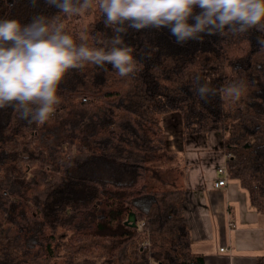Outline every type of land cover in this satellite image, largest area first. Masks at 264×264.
<instances>
[{
	"label": "trees",
	"instance_id": "trees-1",
	"mask_svg": "<svg viewBox=\"0 0 264 264\" xmlns=\"http://www.w3.org/2000/svg\"><path fill=\"white\" fill-rule=\"evenodd\" d=\"M58 13L45 0H0V19L22 25ZM104 19L97 12L85 30L89 47L113 37ZM201 35L180 44L167 27L129 29L121 36L141 63L134 76L111 64L72 70L44 124L0 109V264H205L171 147L211 134L229 178L264 215V33ZM209 77L217 89L244 82L247 92L206 102L197 87ZM174 160L179 171H165ZM132 213L134 228L125 224Z\"/></svg>",
	"mask_w": 264,
	"mask_h": 264
},
{
	"label": "clouds",
	"instance_id": "clouds-1",
	"mask_svg": "<svg viewBox=\"0 0 264 264\" xmlns=\"http://www.w3.org/2000/svg\"><path fill=\"white\" fill-rule=\"evenodd\" d=\"M35 6L37 0H31ZM59 9L54 17L34 16L22 25L0 19V109L14 108L28 123L44 124L61 102L60 85L72 70L86 65L105 68L111 64L120 77H132L141 63L134 48L125 45L121 34L167 27L177 43L202 40L201 34H246L251 29L264 33V0H45ZM98 7L113 37L96 40L89 47L87 34L74 39L65 30L61 16L79 17ZM199 9L197 13L196 10ZM194 20L195 23H189ZM264 47V37L258 38ZM223 93L239 101L247 92L244 82L217 89L211 78L199 83L197 93L204 101Z\"/></svg>",
	"mask_w": 264,
	"mask_h": 264
},
{
	"label": "crops",
	"instance_id": "crops-1",
	"mask_svg": "<svg viewBox=\"0 0 264 264\" xmlns=\"http://www.w3.org/2000/svg\"><path fill=\"white\" fill-rule=\"evenodd\" d=\"M171 148L179 153L181 170L186 172L184 212L194 252L205 264H257L264 256V215L250 206L237 181L228 178L225 187L215 188L221 177L216 172L226 161L220 139L211 134L187 139L184 148Z\"/></svg>",
	"mask_w": 264,
	"mask_h": 264
},
{
	"label": "rangeland",
	"instance_id": "rangeland-1",
	"mask_svg": "<svg viewBox=\"0 0 264 264\" xmlns=\"http://www.w3.org/2000/svg\"><path fill=\"white\" fill-rule=\"evenodd\" d=\"M97 8L98 7H96L95 4H94V6L85 15L79 16V17H67L65 22H63L65 24V30L70 35H73L74 39H77L78 43H79V39H78L79 35L80 34H86L85 30L87 29L89 23L94 21L97 12L100 13L99 8L98 9ZM164 124H165V121H164ZM174 124H178L177 119L174 120ZM182 148H184V147H182ZM219 154H220L219 152L215 151V155L214 156H215L216 159H218L220 157ZM177 163H178V165H177ZM179 165H180V162L178 160H174V161H169V162L165 161V164L163 166H164L165 171H174L175 172V171H179V169H178ZM171 169H173V170H171ZM182 171H184V170H182ZM174 172H171V173L169 172V174L167 176H171V177L175 176L177 173H174ZM184 174L186 176V172L185 171H184ZM216 174L218 176L219 172L217 171ZM176 184L179 187H181V185H182V187H184V178H179L177 180ZM62 235L66 236V233H64ZM62 237H64V236H62Z\"/></svg>",
	"mask_w": 264,
	"mask_h": 264
},
{
	"label": "built area",
	"instance_id": "built-area-1",
	"mask_svg": "<svg viewBox=\"0 0 264 264\" xmlns=\"http://www.w3.org/2000/svg\"><path fill=\"white\" fill-rule=\"evenodd\" d=\"M226 161L225 163L223 164V166L219 167L218 168V172L220 174V178L215 182L214 186L215 188H222V187H225L227 185V180L229 178V173H228V170H227V160H228V157L226 156ZM147 245V244H146ZM223 251V249H222Z\"/></svg>",
	"mask_w": 264,
	"mask_h": 264
},
{
	"label": "water",
	"instance_id": "water-1",
	"mask_svg": "<svg viewBox=\"0 0 264 264\" xmlns=\"http://www.w3.org/2000/svg\"><path fill=\"white\" fill-rule=\"evenodd\" d=\"M126 225H129L131 227H137V217L134 213L130 214L129 218L127 219Z\"/></svg>",
	"mask_w": 264,
	"mask_h": 264
}]
</instances>
